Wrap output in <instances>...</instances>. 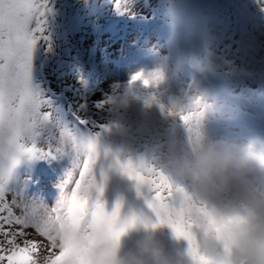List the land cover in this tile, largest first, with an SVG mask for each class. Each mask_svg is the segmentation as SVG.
Returning a JSON list of instances; mask_svg holds the SVG:
<instances>
[{"label":"rangeland","instance_id":"1","mask_svg":"<svg viewBox=\"0 0 264 264\" xmlns=\"http://www.w3.org/2000/svg\"><path fill=\"white\" fill-rule=\"evenodd\" d=\"M261 4L264 0H48L49 41L35 49L34 82L65 122L81 112L96 125L82 129L81 135H94L100 126L109 128L118 118L113 103L101 108L99 102L116 100L132 76L163 61L174 92L189 90L193 83L202 92L212 135L264 136L251 129L264 122ZM206 54L211 55L216 71L201 75L188 60ZM119 119L124 131L104 141L112 155L105 158L102 153L97 162V179H103L101 173L107 177L102 200L109 212L122 201L121 217L143 212L155 222L146 203L147 188L138 193L135 181L115 161L117 157L121 162L138 160L146 138L164 129L166 119L159 108L144 112L140 104ZM180 133L184 134L182 128ZM71 167L68 156L24 155L12 169L8 187L26 199L55 207L64 197ZM28 232L29 238L41 239L32 229ZM136 238L135 232L124 238L126 251ZM156 238L169 250L184 246L176 244L166 226Z\"/></svg>","mask_w":264,"mask_h":264},{"label":"snow or ice","instance_id":"2","mask_svg":"<svg viewBox=\"0 0 264 264\" xmlns=\"http://www.w3.org/2000/svg\"><path fill=\"white\" fill-rule=\"evenodd\" d=\"M49 11L48 0H0V264H40L41 257L46 264H56L59 255L67 252L75 257L84 244L118 240L137 219L136 213L121 218L122 201L109 212L102 200L107 177L101 173L103 179L98 180L96 167L102 131L107 128L100 126L94 135H81L82 129L96 125L81 112L65 122L34 82V52L38 43L49 41ZM139 79V75L132 77ZM143 83L150 81L143 79ZM155 99L152 96L145 103ZM113 102L101 101L99 106ZM181 118L186 123L189 120L182 113ZM188 131L195 133L191 126ZM24 155L71 158L64 197L55 207L9 189L12 169ZM115 164L135 181L138 193L147 188V207L158 224H167L177 237L191 242L185 208L177 206L183 190L173 189L167 177L143 158L121 162L117 157ZM28 229L41 239L29 238ZM67 264L83 262L73 258Z\"/></svg>","mask_w":264,"mask_h":264},{"label":"clouds","instance_id":"3","mask_svg":"<svg viewBox=\"0 0 264 264\" xmlns=\"http://www.w3.org/2000/svg\"><path fill=\"white\" fill-rule=\"evenodd\" d=\"M261 8L264 10V4ZM188 63L203 75L216 71L210 54L190 57ZM136 75L141 79L131 78L113 102L118 118L100 139V156L112 155L106 153L104 141L124 131L119 117L133 105L140 104L144 112L159 108L166 127L146 138L140 158L166 176L173 189L183 190L177 206L185 208L191 242L141 212L118 240L84 244L75 257L67 252L59 255L56 264H67L73 258L83 264H264V136L212 135L207 129L208 106L202 92L195 83L189 90L174 92L166 62ZM143 79L150 83L144 85ZM152 96L156 99L145 103ZM181 113L189 116L187 123ZM189 126L194 134L188 131ZM165 226L183 247L169 250L156 238ZM134 232L138 238L126 251L124 238ZM40 264H46L45 258L41 257Z\"/></svg>","mask_w":264,"mask_h":264}]
</instances>
